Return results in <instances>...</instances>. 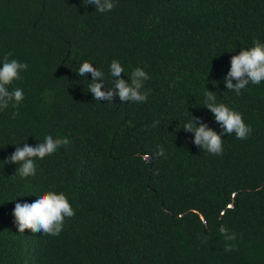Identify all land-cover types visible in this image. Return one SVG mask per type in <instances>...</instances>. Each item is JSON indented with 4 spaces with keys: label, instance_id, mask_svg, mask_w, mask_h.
I'll return each instance as SVG.
<instances>
[{
    "label": "trees",
    "instance_id": "16d2710c",
    "mask_svg": "<svg viewBox=\"0 0 264 264\" xmlns=\"http://www.w3.org/2000/svg\"><path fill=\"white\" fill-rule=\"evenodd\" d=\"M254 39L264 41V0H116L107 13L83 0H0V57L28 64L11 85L25 93L17 116L0 112V264H264V82L240 95L222 83ZM113 58L125 75L149 74L145 102L97 101L74 72L93 61L111 86ZM204 86L252 128L223 135L220 155L180 127L191 114L220 131ZM47 131L69 142L21 177L6 162L13 144ZM40 189L74 209L58 236L17 227L8 199Z\"/></svg>",
    "mask_w": 264,
    "mask_h": 264
},
{
    "label": "clouds",
    "instance_id": "9594fccd",
    "mask_svg": "<svg viewBox=\"0 0 264 264\" xmlns=\"http://www.w3.org/2000/svg\"><path fill=\"white\" fill-rule=\"evenodd\" d=\"M83 3L92 5L98 13H107L114 8L116 0H83ZM9 57L10 53L0 57V112L11 107L13 109L11 118L14 119L18 114L15 109L24 100L25 93L23 88L11 85L21 79V73L28 69V64ZM229 64L227 72L222 77L224 89L240 95L241 90H246L247 86L261 84L264 82V41L254 39L251 46L241 47L238 52L231 55ZM74 72L80 78L89 81L88 92L97 101L112 103L115 97L120 102L142 103L148 98L149 90L145 88V82L150 76L142 67H134L125 75V67L119 59L113 58L108 64L111 86L105 84L103 68L95 66L93 61L82 60ZM85 73H90L91 79L86 78ZM203 107L212 114V119L220 129L219 132L210 127L206 121H201L199 117L191 114V118L180 126L184 131L192 134V143L202 150L220 155L224 151L221 138L223 135L234 134L237 139L243 140L252 132L251 126L244 122L239 111L219 102L217 92L206 87ZM156 123L158 121H154V125ZM68 142L67 137L54 135L51 131L45 132L42 138L35 139L34 142H29L23 137L22 143L13 144L14 150L6 157V162H13L16 165L15 173L21 177L28 176L37 170L36 157L55 152L58 147ZM157 154L164 156L165 151L162 146L157 147ZM29 193L33 194L31 199H20L22 194L8 199L14 201L12 212L17 227L23 229L27 225L34 232L58 236L64 226L65 218L74 215V209L66 194L48 189L33 190Z\"/></svg>",
    "mask_w": 264,
    "mask_h": 264
},
{
    "label": "water",
    "instance_id": "95a60500",
    "mask_svg": "<svg viewBox=\"0 0 264 264\" xmlns=\"http://www.w3.org/2000/svg\"><path fill=\"white\" fill-rule=\"evenodd\" d=\"M144 157H145L149 162L151 161V160H150V157H149L148 155H145Z\"/></svg>",
    "mask_w": 264,
    "mask_h": 264
},
{
    "label": "bare ground",
    "instance_id": "6f19581e",
    "mask_svg": "<svg viewBox=\"0 0 264 264\" xmlns=\"http://www.w3.org/2000/svg\"><path fill=\"white\" fill-rule=\"evenodd\" d=\"M58 84V83H57ZM63 86V85H62Z\"/></svg>",
    "mask_w": 264,
    "mask_h": 264
}]
</instances>
